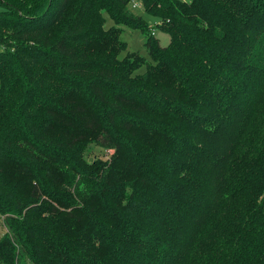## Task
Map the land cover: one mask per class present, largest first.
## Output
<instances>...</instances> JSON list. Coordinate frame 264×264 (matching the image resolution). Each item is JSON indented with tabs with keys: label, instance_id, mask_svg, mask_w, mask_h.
<instances>
[{
	"label": "trees",
	"instance_id": "obj_1",
	"mask_svg": "<svg viewBox=\"0 0 264 264\" xmlns=\"http://www.w3.org/2000/svg\"><path fill=\"white\" fill-rule=\"evenodd\" d=\"M129 1L0 0V264H264V0Z\"/></svg>",
	"mask_w": 264,
	"mask_h": 264
},
{
	"label": "rangeland",
	"instance_id": "obj_2",
	"mask_svg": "<svg viewBox=\"0 0 264 264\" xmlns=\"http://www.w3.org/2000/svg\"><path fill=\"white\" fill-rule=\"evenodd\" d=\"M138 4H140L137 0H135ZM132 1L128 2V8L130 11H132L135 14H140L142 13V9L140 7H138L137 9L133 8ZM2 9V7L0 6V10ZM104 18L106 21L105 27H110L111 25H113V21L109 20L108 17L106 16V14H104ZM148 23H149V27L151 29V33L153 35H155L156 37H158L159 39V43L162 46H165L168 41H169V37L167 34L161 33L159 32L157 29H155L156 26V20H152L150 18H146ZM123 29L122 33H121V39L124 42H127V50L128 51H134V52H138L140 55H143L146 58V61H149L148 58V54H147V50H145L144 46H143V36L137 31V30H131L128 27H123V26H119ZM126 54V52L122 53L120 55V57H123ZM145 69V66L143 65L138 71V74H141ZM111 154L109 149H104L102 148L100 145H96V144H90L87 149L84 151V155L85 159L89 162L93 161L94 159L97 158H102V159H108V155ZM2 216H0V237H2L5 233H7V230L5 228V226L3 225L2 221ZM28 264V263H27Z\"/></svg>",
	"mask_w": 264,
	"mask_h": 264
},
{
	"label": "built area",
	"instance_id": "obj_3",
	"mask_svg": "<svg viewBox=\"0 0 264 264\" xmlns=\"http://www.w3.org/2000/svg\"><path fill=\"white\" fill-rule=\"evenodd\" d=\"M130 1H132V4L131 5H133V8L134 9H137L138 7H141V4H138L135 0H130Z\"/></svg>",
	"mask_w": 264,
	"mask_h": 264
}]
</instances>
